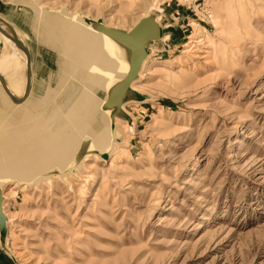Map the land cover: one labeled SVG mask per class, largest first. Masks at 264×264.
<instances>
[{
	"label": "rangeland",
	"instance_id": "obj_1",
	"mask_svg": "<svg viewBox=\"0 0 264 264\" xmlns=\"http://www.w3.org/2000/svg\"><path fill=\"white\" fill-rule=\"evenodd\" d=\"M152 2L173 35L146 45L133 130L3 185L0 264H264V0H41L124 27Z\"/></svg>",
	"mask_w": 264,
	"mask_h": 264
},
{
	"label": "bare ground",
	"instance_id": "obj_2",
	"mask_svg": "<svg viewBox=\"0 0 264 264\" xmlns=\"http://www.w3.org/2000/svg\"><path fill=\"white\" fill-rule=\"evenodd\" d=\"M158 7L160 11L152 2L129 27L99 22L129 30L140 18L152 14L162 29L160 38L148 43L153 51L173 35ZM10 13L20 21L10 18ZM85 17L87 14L72 12L66 4L51 8L41 0H0L1 23L25 43L31 78L27 96L17 99L25 85L26 56L0 33V73L16 96L10 97L0 83V188L6 224L11 220L4 209L3 185L7 181L36 184L49 179L52 171L57 177L71 168L79 169L90 156L104 158L103 151L113 154L125 143V138L117 141L118 129L134 128V118L124 106L137 100L120 106L128 120L111 119L109 109L103 107L109 86L128 70L124 49ZM147 58L148 53L136 79ZM136 79L130 88L139 92Z\"/></svg>",
	"mask_w": 264,
	"mask_h": 264
},
{
	"label": "water",
	"instance_id": "obj_3",
	"mask_svg": "<svg viewBox=\"0 0 264 264\" xmlns=\"http://www.w3.org/2000/svg\"><path fill=\"white\" fill-rule=\"evenodd\" d=\"M91 23L96 29L106 33L112 39H114L123 49L125 53V58L128 61V70L124 76L113 82L107 89L106 99L103 103L104 108L109 109V115L112 119L117 116L121 119L128 120V116L121 110V104L130 100H141V95L130 88V83L136 79L137 72L141 65V62L145 55L147 54L146 45L151 40H157L161 36V29L157 22L154 20L152 15H147L140 18L129 30L108 27L102 23L93 22L91 20H86ZM10 27V26H9ZM0 33L7 37L11 42H13L19 49H21L26 56V69H25V85L23 92L20 96H15L17 99H23L27 96L29 86H30V69H29V55L25 43L18 38L14 33L9 31L0 19ZM1 43V42H0ZM0 83L10 97L15 98L7 87L8 81L3 73H0ZM111 126L114 129L113 122L111 121ZM118 134V133H116ZM107 151H103L101 154L106 155ZM51 173H54L52 171ZM2 200L3 195L0 188V241L3 240L5 232L7 230V217L2 210Z\"/></svg>",
	"mask_w": 264,
	"mask_h": 264
}]
</instances>
